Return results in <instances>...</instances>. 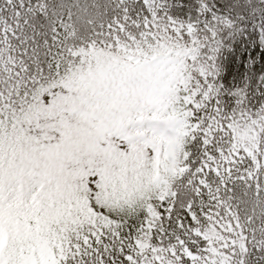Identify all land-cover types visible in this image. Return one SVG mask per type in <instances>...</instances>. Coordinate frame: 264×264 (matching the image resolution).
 Here are the masks:
<instances>
[{
  "label": "snow or ice",
  "instance_id": "6c2138e0",
  "mask_svg": "<svg viewBox=\"0 0 264 264\" xmlns=\"http://www.w3.org/2000/svg\"><path fill=\"white\" fill-rule=\"evenodd\" d=\"M0 264H264V0H0Z\"/></svg>",
  "mask_w": 264,
  "mask_h": 264
},
{
  "label": "trees",
  "instance_id": "16d2710c",
  "mask_svg": "<svg viewBox=\"0 0 264 264\" xmlns=\"http://www.w3.org/2000/svg\"><path fill=\"white\" fill-rule=\"evenodd\" d=\"M257 59H259V56H257Z\"/></svg>",
  "mask_w": 264,
  "mask_h": 264
}]
</instances>
